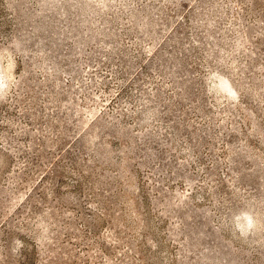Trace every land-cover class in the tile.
<instances>
[{"label":"rangeland","instance_id":"obj_1","mask_svg":"<svg viewBox=\"0 0 264 264\" xmlns=\"http://www.w3.org/2000/svg\"><path fill=\"white\" fill-rule=\"evenodd\" d=\"M0 264H264V0H0Z\"/></svg>","mask_w":264,"mask_h":264},{"label":"trees","instance_id":"obj_2","mask_svg":"<svg viewBox=\"0 0 264 264\" xmlns=\"http://www.w3.org/2000/svg\"><path fill=\"white\" fill-rule=\"evenodd\" d=\"M100 10H102V9H100Z\"/></svg>","mask_w":264,"mask_h":264}]
</instances>
